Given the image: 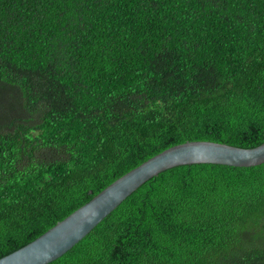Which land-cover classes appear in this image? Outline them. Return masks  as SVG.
<instances>
[{
	"label": "trees",
	"instance_id": "trees-1",
	"mask_svg": "<svg viewBox=\"0 0 264 264\" xmlns=\"http://www.w3.org/2000/svg\"><path fill=\"white\" fill-rule=\"evenodd\" d=\"M188 140L264 141V0H0V257ZM48 264H264V162L166 169Z\"/></svg>",
	"mask_w": 264,
	"mask_h": 264
},
{
	"label": "water",
	"instance_id": "water-1",
	"mask_svg": "<svg viewBox=\"0 0 264 264\" xmlns=\"http://www.w3.org/2000/svg\"><path fill=\"white\" fill-rule=\"evenodd\" d=\"M263 162L264 141L250 148L209 140H188L172 145L113 180L30 242L1 256L0 264L52 262L86 236L140 185L166 169L199 163L250 167Z\"/></svg>",
	"mask_w": 264,
	"mask_h": 264
}]
</instances>
